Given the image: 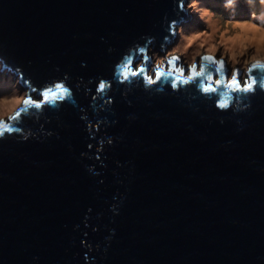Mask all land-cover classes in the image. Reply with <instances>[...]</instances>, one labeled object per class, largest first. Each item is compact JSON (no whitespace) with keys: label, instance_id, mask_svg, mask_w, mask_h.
I'll return each mask as SVG.
<instances>
[{"label":"water","instance_id":"95a60500","mask_svg":"<svg viewBox=\"0 0 264 264\" xmlns=\"http://www.w3.org/2000/svg\"><path fill=\"white\" fill-rule=\"evenodd\" d=\"M186 3L0 0V81L71 90L0 120V264H264V81L165 67Z\"/></svg>","mask_w":264,"mask_h":264},{"label":"rangeland","instance_id":"374dc122","mask_svg":"<svg viewBox=\"0 0 264 264\" xmlns=\"http://www.w3.org/2000/svg\"><path fill=\"white\" fill-rule=\"evenodd\" d=\"M215 5L217 4L211 0H187L185 9L192 16L191 20H183V24L178 25L175 30L177 34L175 39L183 45L179 55L182 63L186 66L184 71L188 74L189 66L193 63L197 65L196 69L200 70L203 53L210 51L215 57L225 61L227 66L225 74L234 71L235 65L242 66L238 79L243 83L244 80H248L247 67L250 60L264 59V47L258 50L255 45L247 43L246 46L236 48L231 52L227 48V41L224 38L234 37L237 28H240V22H250L256 28L264 30V0H225L224 4H220L218 7ZM211 19L216 24L212 45L202 41L204 36L211 34L209 26ZM190 39L193 40L190 41ZM147 52L149 57L155 61L159 58V62H164L168 58L164 49L156 44L148 46ZM155 61L147 62L150 64L148 73L151 77L159 68L154 65ZM140 63L141 61L136 64V67ZM175 64L178 67L181 66L180 58L175 61ZM168 65L169 59L165 61V67ZM1 69L2 63H0V71H2ZM9 75L10 81H0V120L17 111L23 104V100L27 98L28 90L20 88V79L12 74ZM229 77L231 75L226 74V81ZM216 78L218 79L219 75L216 74Z\"/></svg>","mask_w":264,"mask_h":264},{"label":"snow or ice","instance_id":"6c2138e0","mask_svg":"<svg viewBox=\"0 0 264 264\" xmlns=\"http://www.w3.org/2000/svg\"><path fill=\"white\" fill-rule=\"evenodd\" d=\"M182 6V5H181ZM147 59V58H145ZM179 57H173L172 60L169 61L170 64H172L174 66V70L176 72H180L183 73L184 72V67L183 65H181L180 67H175V61L178 60ZM202 61H206L209 64L215 66L213 67V71L216 72H220V71H224L225 70V61L223 59H219L217 60L215 57L209 56V55H205L202 57ZM131 63V60L126 61L123 65L120 66V74L124 77V79H127L128 73L124 70L128 67V65ZM159 67V66H157ZM197 65L193 64L191 66H189L188 71L192 73L191 76L188 77L189 80H195L196 76H202L204 75L203 70L197 72L196 71ZM258 68H264V64H259V63H255L251 66V68L249 69V73L252 72V69H258ZM145 71V68L143 66H141L138 70L133 71L131 74L133 76L135 75H139L140 73H143ZM171 74V73H169ZM227 74L231 75V80L228 81V87L229 88H237V86H239L238 90L240 91H251L253 89V85H255L259 80L264 81V74H261L259 77L257 76H250V78L248 80H244L243 83L241 84L240 80L238 79V77L240 76V69H235L234 71L228 72ZM157 78H159V75L157 76ZM209 79H211V77H209ZM146 82H150V83H155V80H153L151 77H148ZM217 84L222 83L221 80H216ZM106 82H100L98 85V91H104L106 88ZM173 87H176V83H173L172 85ZM199 86V85H197ZM262 86H264V84H262ZM204 92H215L216 89L213 88H203L202 89ZM71 94V90L68 89L63 83H56L53 87H48L47 89L43 90L41 92V96L42 99L41 100H34L31 96H29L28 98L23 100V105L24 107L21 108L20 110H18L13 116L10 117V119L12 120H16L21 112H25L27 111V108L29 106L35 107L37 109H39L43 104L48 103L49 100H59L61 98V96L63 97H67ZM218 106L220 107H227L228 105L226 104V102H221ZM3 127H5L7 130L12 131V130H18V129H12L10 127H8L7 124H4Z\"/></svg>","mask_w":264,"mask_h":264},{"label":"bare ground","instance_id":"6f19581e","mask_svg":"<svg viewBox=\"0 0 264 264\" xmlns=\"http://www.w3.org/2000/svg\"><path fill=\"white\" fill-rule=\"evenodd\" d=\"M239 25H240V28H237V33L234 37L232 36L231 39L230 38H228V39L224 38L227 41V43H226L227 48H229V50L231 52L234 51V49H236V48L246 46L247 43L255 45V47L258 50L262 49L264 47V30L256 28L250 22H240ZM209 26L211 29V34L204 36V39L202 41L208 42V44L212 45V43L214 41V34H215V27H216L214 20L211 19L209 21ZM191 40H193V39H190V41ZM152 44H155V43L152 42L150 45H152ZM157 46H159V45H157ZM146 65L149 66L150 64H148L146 62Z\"/></svg>","mask_w":264,"mask_h":264},{"label":"trees","instance_id":"16d2710c","mask_svg":"<svg viewBox=\"0 0 264 264\" xmlns=\"http://www.w3.org/2000/svg\"><path fill=\"white\" fill-rule=\"evenodd\" d=\"M224 1L225 0H217V1H214L217 5H215L216 7H218L220 4H224ZM5 81V80H3ZM10 81V80H9Z\"/></svg>","mask_w":264,"mask_h":264},{"label":"clouds","instance_id":"9594fccd","mask_svg":"<svg viewBox=\"0 0 264 264\" xmlns=\"http://www.w3.org/2000/svg\"><path fill=\"white\" fill-rule=\"evenodd\" d=\"M211 1H217V0H211ZM230 76V75H229ZM217 79V78H216ZM4 80V79H3ZM3 80L1 82H3Z\"/></svg>","mask_w":264,"mask_h":264}]
</instances>
